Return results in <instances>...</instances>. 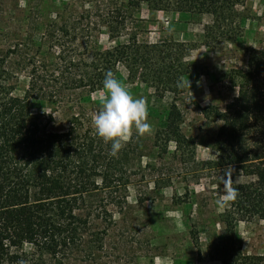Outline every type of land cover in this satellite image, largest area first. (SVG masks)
<instances>
[{
	"label": "rangeland",
	"instance_id": "1",
	"mask_svg": "<svg viewBox=\"0 0 264 264\" xmlns=\"http://www.w3.org/2000/svg\"><path fill=\"white\" fill-rule=\"evenodd\" d=\"M234 9L236 34L222 39L207 34L213 19L208 13L157 10L130 0H0V81L22 96L34 80L38 97L32 110L52 114L53 129L67 127L74 115L93 126L103 88L79 84L82 74L93 73L98 50L132 35L163 50L156 52V68L121 62L114 69L134 97L145 98L152 125L150 134L138 137L133 130L125 143L136 150L126 204L111 206L108 225H94L104 232L92 254L81 249L64 259L38 256L34 264H219L207 248L227 236L230 201L217 203L221 178H230L235 189L257 183L254 175L217 162L214 140L221 122L204 113L233 99L237 87L228 76L246 69L253 48H264V0H245ZM170 55L183 59L186 70L177 78L156 79L165 72L161 59ZM173 101L186 140L166 144L161 138ZM229 236L264 264V220L233 222Z\"/></svg>",
	"mask_w": 264,
	"mask_h": 264
},
{
	"label": "trees",
	"instance_id": "2",
	"mask_svg": "<svg viewBox=\"0 0 264 264\" xmlns=\"http://www.w3.org/2000/svg\"><path fill=\"white\" fill-rule=\"evenodd\" d=\"M130 2H145L157 10L208 13L213 19L206 26L207 34L230 39L236 34L234 8L245 0ZM157 51L163 50L139 43L132 35L124 44L98 50L93 73L88 78L82 74L78 84L92 91L102 89L104 73L114 74L121 62L156 68ZM160 65L165 72L156 79L177 78L186 70L183 59L172 55L168 60L163 57ZM228 79L237 87L233 99L224 108H204L207 116L221 122L214 140L217 162L254 175L257 183L237 189L238 195L224 213L227 236L208 245L207 254L219 264H259L262 258L244 253L230 238L229 229L236 221L264 220V48H253L246 69ZM36 86L30 80L24 94L18 96L0 81V264H34L44 255L64 259L81 249L90 255L104 232L94 225H108L111 206L122 208L127 202L135 148L125 144L115 157L109 156L110 144L77 115L67 127L53 129L52 114L32 110L38 97ZM181 116L173 101L161 138L166 144L186 140L179 128Z\"/></svg>",
	"mask_w": 264,
	"mask_h": 264
},
{
	"label": "clouds",
	"instance_id": "3",
	"mask_svg": "<svg viewBox=\"0 0 264 264\" xmlns=\"http://www.w3.org/2000/svg\"><path fill=\"white\" fill-rule=\"evenodd\" d=\"M183 87V83L178 84ZM103 97L99 110L92 116V125L97 137L110 144L109 156L115 157L129 141L133 130L138 137L150 134L152 125L148 120V107L144 97H134L131 91L113 72L106 71L102 80ZM230 171L225 170V177ZM223 192L218 204L234 200L238 190L230 186V178H221Z\"/></svg>",
	"mask_w": 264,
	"mask_h": 264
}]
</instances>
